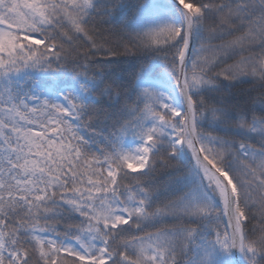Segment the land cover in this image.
<instances>
[{
    "label": "snow or ice",
    "instance_id": "1",
    "mask_svg": "<svg viewBox=\"0 0 264 264\" xmlns=\"http://www.w3.org/2000/svg\"><path fill=\"white\" fill-rule=\"evenodd\" d=\"M0 264H264V0H0Z\"/></svg>",
    "mask_w": 264,
    "mask_h": 264
}]
</instances>
